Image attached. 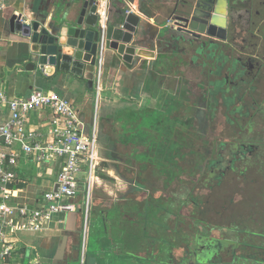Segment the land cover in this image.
Returning a JSON list of instances; mask_svg holds the SVG:
<instances>
[{"label": "crops", "instance_id": "0c3cea01", "mask_svg": "<svg viewBox=\"0 0 264 264\" xmlns=\"http://www.w3.org/2000/svg\"><path fill=\"white\" fill-rule=\"evenodd\" d=\"M85 1L5 0L6 8L0 10V92H6L10 98H14L26 97L33 91L43 90L55 92L66 98L79 112L87 129L91 130L94 126L96 127L98 151L103 145H107L105 139L109 146L114 143L112 138L104 134L103 125L111 124L119 116L122 118L120 114L126 108L159 113V118L166 119L173 114L171 108L175 101L181 104L178 110L181 115L186 111L182 104L199 103L201 87L197 61L189 51L175 45L168 34L176 29L173 20L176 16L174 8L178 0H128L133 5L134 13L132 14L141 19L134 35L133 46L137 50L151 52L136 56L132 69L127 68L112 51H105L103 65L97 71L93 87L89 86L83 76L61 72L46 76L40 69H33L30 63L33 51L30 40L11 32L10 18L13 15L22 14L23 22L42 21L51 27L52 22L59 20L60 17L67 16L72 21L78 20ZM128 2L111 0L109 13L111 24L117 23L121 13L126 14ZM98 25L99 23L97 27ZM188 78H191L190 84ZM3 114L4 116L0 114V121L1 117L9 116L7 109ZM51 117L50 112L39 111L31 114L29 120L34 127L44 130V127L51 121ZM115 125L114 132L118 136L124 133V127L128 123L123 119ZM113 156L112 161L109 158L106 160L101 158L99 179L90 202L91 205L96 206V210L92 214V206L89 204L91 207L89 224H86V211L88 212L89 206L86 207V193L84 192L76 202L75 211L59 217L63 220L62 224L43 225L39 232H14V229L8 227L7 230L10 233L8 245L13 246L14 251L7 264H28L25 252L28 249L37 250L40 259L49 256L50 260H53L58 256L60 246L64 241L67 245L63 257L65 262L70 261L71 264H81L84 256L86 260L88 257H96L97 264L181 263L184 247L181 246L179 252H175L172 228L166 226L163 238L153 227L150 237H146L148 240H144L138 229L141 225L136 224L135 236L131 237L132 228L129 227L125 218H122L123 213L112 209V204L120 202L131 191L129 185H125L129 182L117 171L123 159L120 160L116 155ZM106 157H108L107 154ZM130 161L131 159L124 160L126 165H135ZM33 166L28 161L23 162L20 174L22 192L19 195L16 194L15 198L6 200V204L10 206L26 204L33 210H38L43 206L42 196L54 184L58 164L52 163L38 168L34 166L37 169L36 175H33ZM110 183L123 189L117 191L120 196L118 200H114L117 196L115 192L113 193ZM100 189L111 196L101 193V197L105 196L107 201L103 209L97 208L99 201L97 197L94 199L95 192ZM95 200L97 204L94 203ZM95 216V230L97 231L92 238L90 231L93 228L92 223ZM12 218L14 222H18V215ZM146 226L145 235L150 233L148 220Z\"/></svg>", "mask_w": 264, "mask_h": 264}, {"label": "trees", "instance_id": "16d2710c", "mask_svg": "<svg viewBox=\"0 0 264 264\" xmlns=\"http://www.w3.org/2000/svg\"><path fill=\"white\" fill-rule=\"evenodd\" d=\"M182 105L186 111L181 115L178 113L181 104L175 101L171 108L173 114L166 119L157 117V113L151 111L126 108L120 114L122 118L119 116L111 124L103 125L104 134L114 140L116 148L114 155L120 160L123 159L117 171L122 178L132 184L131 191L126 197L116 204H110L112 209L123 213L122 218H125L132 228L131 237L135 236V225H141L138 229L144 240H148L146 237H150L153 227L164 238L166 225L161 224L156 218L155 208L163 211L168 207L173 209L174 223L177 224L182 222V212L189 210L188 226L179 227L176 232L175 228L172 230L176 253L181 247L177 241L193 242L194 238L199 237L202 231L199 225L202 224L203 217L200 210L205 208L214 212L215 208L210 206L220 203L218 201L220 194L235 191L241 187L240 183L243 187L253 190H258L264 184V177L253 180L257 173L264 176L263 151L256 152L252 147L250 150L240 149L232 151L234 154L227 159L219 150L216 152V149L207 145L208 151L211 154L213 152L215 157L208 160L202 150L203 146H200L196 110L198 106L192 102ZM123 119L128 123V127H124V133L117 136L114 132L115 123H120ZM117 149L124 152L122 157L117 153ZM237 155L250 162L241 166L240 162H237L235 166L233 159ZM127 159H131L135 165H126L124 160ZM237 175L242 177H235ZM142 176L145 177L143 182L138 179ZM156 185H162L160 189L162 192L155 190ZM153 191L161 195L156 196ZM167 193L171 195L167 196ZM96 199L99 201L97 208L103 209L107 202L105 197L97 196ZM95 210L96 206L93 205L92 214ZM147 220L150 223L148 227L150 233L147 231L148 234L145 235Z\"/></svg>", "mask_w": 264, "mask_h": 264}, {"label": "flooded vegetation", "instance_id": "af4514ba", "mask_svg": "<svg viewBox=\"0 0 264 264\" xmlns=\"http://www.w3.org/2000/svg\"><path fill=\"white\" fill-rule=\"evenodd\" d=\"M218 4L215 8L217 14L214 16L221 25L220 28L209 30L203 26L211 35H203L199 48L189 51L199 67V116L205 119L204 112L212 104L208 113H211L213 118L218 115L220 109L225 108L227 112L233 113L235 124L245 128L247 125H243L241 120L246 118L248 124L253 119L249 108L251 111L256 110L264 100V0H218ZM204 14L206 16L207 12ZM212 20L213 18L209 22ZM255 144L264 148V143ZM255 144H233V147L237 151L250 150L251 147H258ZM238 161L239 166L250 162L248 159H233L234 163ZM241 188L236 191L238 197L231 201V206L241 205L242 211L247 210L246 201H254L264 195V190L258 191L243 186ZM166 195L168 196V193ZM222 207L224 206H221L220 211L211 210L208 213L213 217L212 222L204 217L205 208L202 209L203 213L200 210L203 217L202 224L199 225L202 229L199 237L194 238L193 242L177 241L184 247L180 264H264V221L256 223L258 218L250 216L247 220L251 222H247L243 213L235 214L230 211L229 218L232 219L227 218V222H224L225 213L222 210L225 208ZM260 210L263 212L260 219H263L264 205ZM155 211L156 218L173 230V209L168 207L163 211L155 208ZM187 211L184 215L190 216L189 210ZM239 214L241 217L237 219ZM186 220L188 218L183 217L182 222L178 223L181 228L188 226ZM243 220L245 221L241 222Z\"/></svg>", "mask_w": 264, "mask_h": 264}, {"label": "built area", "instance_id": "2783aa9c", "mask_svg": "<svg viewBox=\"0 0 264 264\" xmlns=\"http://www.w3.org/2000/svg\"><path fill=\"white\" fill-rule=\"evenodd\" d=\"M86 1L97 8L101 33L98 71L102 68L106 51L105 36L111 0ZM127 6L126 14L134 13L132 3L128 2ZM5 8V0H0V10ZM6 109L9 116L1 117L0 121V264H7L14 251L13 246L8 245V227L14 229V232H39L43 225L62 224L63 220L59 217L75 211L76 202L84 192L88 207L99 179L101 165L96 127L87 129L79 112L66 98L43 90L33 91L26 97L10 98L6 92L1 91L2 116ZM39 111H48L52 115L44 130L34 127L29 120L31 114ZM25 161L37 167L58 164L55 182L43 194V206L38 210H33L26 204H6V200L15 198L16 194L22 192L20 174ZM15 215H18V222H14L12 218ZM85 234L87 235L86 230ZM81 264H87L85 256L82 257Z\"/></svg>", "mask_w": 264, "mask_h": 264}, {"label": "water", "instance_id": "95a60500", "mask_svg": "<svg viewBox=\"0 0 264 264\" xmlns=\"http://www.w3.org/2000/svg\"><path fill=\"white\" fill-rule=\"evenodd\" d=\"M217 6H219L218 0H178L174 8L176 16L173 20L176 29L168 32L175 45L183 47L185 51L198 49L203 35L207 33L211 35L203 26L208 27L209 30L221 26L214 16L217 14L215 10ZM96 10V6L85 1L78 20L72 21L67 16L60 17L59 20L52 22L51 27L42 21L23 22L22 14L13 15L9 22L10 30L13 34H19L30 40L33 49L30 63L33 69H40L46 76H53L60 72L83 76L89 86L93 87L97 75L101 37L97 27ZM205 12H207L206 16ZM211 18L213 20L209 22ZM140 22L141 19L138 16L125 13L120 14L114 25L108 22L105 36L106 51L114 52L129 69L133 68L136 56L151 53L137 50L133 46L134 35ZM90 205L86 217L87 225L90 221ZM66 245L64 241L58 256L53 260H50L49 256L40 259L35 249L25 250L28 264H71L70 261L65 262L63 257ZM87 264H97V258L88 257Z\"/></svg>", "mask_w": 264, "mask_h": 264}, {"label": "rangeland", "instance_id": "374dc122", "mask_svg": "<svg viewBox=\"0 0 264 264\" xmlns=\"http://www.w3.org/2000/svg\"><path fill=\"white\" fill-rule=\"evenodd\" d=\"M188 79H189L188 82L190 84V79L191 78H188ZM186 89H188V88L186 87ZM179 90H180V88H179ZM188 91H189V89H188ZM187 95L192 96L190 93L187 94ZM208 102L210 103L211 101H208ZM250 105L251 104H249V106ZM197 106H198V107H196V110H197V122L199 123V126H198L199 127V133H200V137L202 138L200 146L201 147L203 146L202 150H203L206 158H209L208 160L215 159L213 152L211 154V152L208 151V146H212L213 149H216V152L219 150L221 155L224 158L229 159L231 157V154H234V153H232V151L233 152L237 151L236 148L233 147V144H237L239 146H241L243 144L252 146V144H255V143H259V142L264 143V100L260 103L259 106H257L256 110L251 111V108H249L248 111H249V113L252 112V116H253L252 118L253 119H252V122H250L248 124H247V119L246 118L245 119L243 118L241 120V123H243V125L246 123L247 127H245V128H242V127L240 128V126L236 125L235 124L236 122L234 121L235 119H234L233 113L227 112L225 108L220 109L219 112H218V115L215 118H213L212 114L208 113L210 111V107H212V104H210L209 108L207 107L206 112H204V114L206 113L205 116H204L205 119L204 118L201 119V117L199 116V110H198V108H200V107H199L198 104H197ZM251 107H252V105H251ZM157 117H160L159 113H157ZM229 121H231V122H229ZM102 138H103V140L105 139L103 135H102ZM105 141H106L107 145H103L101 147L103 149H101V148L99 149V155H100V158H102L104 160H106V158L107 159L109 158V160H111V158L114 157L113 155H114V153H115L114 151H116V149L112 148V147H115L114 143L111 146H109V143L107 142V139H105ZM255 146H258V145L255 144ZM110 147H111V150H110ZM247 147H249V146H247ZM254 149L256 150V152L257 151H263L264 152V148H261L259 146L254 148ZM117 153L122 157V154L124 152L117 149ZM106 154L108 155V157H106ZM234 158L235 159H240L241 157H239V156L236 157L235 156ZM234 164L236 165L237 163L235 162ZM208 165H209V163H208ZM35 167H37V166H35ZM35 167L32 168L33 175H36V173H37V169H35ZM206 169H207V167H206ZM237 169L239 170V168H237ZM257 174L258 175H256V178H262L261 174H259V173H257ZM138 179L143 182L145 180V177L142 176V177H140ZM241 182H242V180H241ZM111 185H112L113 193L115 192V195L117 196V198L114 199V200H118L120 198V196H119V193L117 194V191L119 192V190H123V189H120V188L116 187L113 184H111ZM125 185L126 186L129 185V187L132 188L131 187L132 184H130V183L129 184H125ZM239 186H242V183H240ZM160 189H162V185H156L155 190H159V192H162ZM239 189H242V188L241 187L240 188H236L235 192L231 190L227 194H225V193L224 194L223 193L220 194L219 198H218L219 199L218 201H220V203L216 204V205H211L210 208L214 207L215 208L214 210L220 211L219 209H221V206L225 205L224 207H222V208H225V210H222L225 213V215H223L224 222H227L226 221L227 218L228 219H232V218H229L230 215H231V214H229L230 211L231 212H235V214L236 213H240V214L243 213L247 222H251L250 220L249 221L247 220L250 216H252V217L254 216V218H258L259 221H255L256 223L264 221L263 215H262L263 219H260L261 213H263L260 209H261V206L264 205V199H263L264 195H262L260 198L254 199V201L253 200L250 201V202L246 201L247 206H248V207H246L247 210L242 211L243 207L240 208L241 205H235L234 204V206H231V201H234V198L236 199L238 197V196H236V191L239 190ZM126 190H128V189H126ZM243 190L247 191V189H243ZM259 190H264V184H262L261 188H258V191ZM104 192L105 191H103L102 189L97 190L95 192L94 199L97 196H101V193L105 194L107 196L108 194H106ZM153 192H154V194L156 196L161 195V194H159V192H156V193H155V191H153ZM169 195H171V194L168 193V196ZM108 196H110V195H108ZM238 201H240V199ZM93 205H91V206H93ZM234 207L237 208V209H234ZM185 212H188V211H185ZM185 212L182 213V215H183L182 217H185V218L187 217L188 220H186V221H187V223H189L190 216L184 215ZM204 212H205L204 217L209 222H212L213 221V217L208 215V213H210L211 210L210 209H204ZM201 213H203V210H201ZM240 214L237 215V219L241 217ZM95 219L96 218H93V223H92V226H93V228L91 230L92 238H94V233H96V231H97V230H95L96 229V227H95V225H96L95 224V222H96ZM244 221L245 220H243L241 222H244ZM179 227H181V225H178L177 223L173 224V229L175 228L174 229L175 232H176L177 229H179ZM221 228L223 230H225L224 227H221ZM207 231L209 232V230H207ZM227 233H228V231L225 233V235ZM147 263L150 264V262H147Z\"/></svg>", "mask_w": 264, "mask_h": 264}]
</instances>
